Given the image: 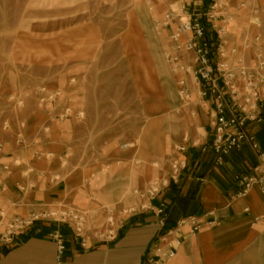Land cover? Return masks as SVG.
Here are the masks:
<instances>
[{"label":"rangeland","instance_id":"obj_1","mask_svg":"<svg viewBox=\"0 0 264 264\" xmlns=\"http://www.w3.org/2000/svg\"><path fill=\"white\" fill-rule=\"evenodd\" d=\"M173 1L0 0V154L15 153L16 165L75 169L87 192L99 190L107 175L126 171L124 158L137 153L147 136L163 155L175 129L158 124L149 135L144 125L171 119L175 112L163 113L166 104L181 106L164 57L167 31L155 29ZM251 17L264 20V0L240 11L233 31L239 34ZM40 87L60 95L40 106L33 94ZM25 94L21 108L9 100ZM65 105L82 116L59 120L56 115ZM172 119L182 126L181 119ZM185 133L189 141L198 139L184 129L171 134L176 144ZM59 157L65 160L62 166ZM63 201L90 219L101 217L106 206L97 203L99 195L91 200L101 205L97 209L83 207V199L79 204L65 196Z\"/></svg>","mask_w":264,"mask_h":264},{"label":"built area","instance_id":"obj_2","mask_svg":"<svg viewBox=\"0 0 264 264\" xmlns=\"http://www.w3.org/2000/svg\"><path fill=\"white\" fill-rule=\"evenodd\" d=\"M253 1L176 0L167 5L155 22L156 30L167 31L164 57L168 71L175 79L180 107L190 108L196 104L208 116V141H192L191 145L198 149L200 155L210 153L217 168L224 165L231 153L245 148L256 158V164L250 171L235 175L238 191L233 197L245 196L254 187L264 196V151L260 149L253 131V128L264 125V26L256 17H251L239 34L233 31L239 12ZM33 94L38 105L42 106L57 99L60 92L40 87ZM27 96L29 94L10 96L9 100L21 108ZM190 114L194 115V112ZM56 116L63 120L71 116L80 117L82 113H73L71 106L65 105ZM3 127H7V121ZM188 142V136L184 134L182 144L175 145L168 157V173L152 179L140 189H132L129 201L118 212L112 206L101 207L104 217L99 227L90 226V217L84 210L61 203L46 205L26 215L10 216L0 209V249L15 245L17 238L35 224L48 223L53 225L48 237L54 244V264H64L66 238L62 227L69 230L73 242L84 250L93 240L102 243L114 241L129 218L151 213L157 235L141 264H167L175 256L184 235L197 233L201 226L195 215H188L179 218L172 227H166L165 204H153L164 189L177 186L182 171L189 168L185 156ZM2 150L3 142L0 140V153ZM36 154L44 158L53 157L52 153ZM59 160L61 166L64 165L65 160L61 157ZM197 166L196 160L191 165L193 171ZM34 172L33 167L27 166L23 176L29 177ZM59 180L58 174L50 178L51 183ZM215 215L214 210L204 214L207 225H216ZM259 219L264 223V215Z\"/></svg>","mask_w":264,"mask_h":264},{"label":"crops","instance_id":"obj_3","mask_svg":"<svg viewBox=\"0 0 264 264\" xmlns=\"http://www.w3.org/2000/svg\"><path fill=\"white\" fill-rule=\"evenodd\" d=\"M256 19L264 26V20ZM173 107V104H166L163 113L175 112L172 118L181 119L182 126L175 125L172 118H161L144 125L149 135L156 131L158 124L168 123L175 129L167 136L163 155L155 146H150V136L145 137L139 151H131L124 158L128 169L107 175L105 183L95 192L82 190V180L77 177L75 169L49 170L37 163L16 165L14 160L18 157L15 153L10 157L0 154V209L10 216L26 215L46 205H66L65 196L73 203L80 204L83 199V207L97 209L101 205L91 200L99 195L101 201L97 203L112 206L118 212L129 201L132 189H140L151 179L168 173V157L175 145L182 144V141L176 144L171 134H182L185 129L192 135L197 134L199 143L208 141V116L204 111L196 104L190 108ZM192 111L194 115L190 114ZM253 131L264 151V125L253 128ZM192 141L188 142L185 154L189 168L182 171L179 184L164 189L153 201L154 205L165 204L166 227H172L179 218L188 215H195L201 221L200 230L193 235H184L175 256L167 264H264V223L259 219L264 215V196L254 187L245 196L233 197L238 191L234 177L250 171L256 164L254 154L247 148L231 153L224 165L217 168L213 165V156L210 153L200 155L191 145ZM196 160L198 166L193 171L191 165ZM144 162H148L150 168L140 169L139 164ZM27 166L33 167L35 172L24 177ZM53 174L60 175L61 180L51 183ZM210 210L216 214L214 226L207 225L204 218ZM102 213L101 217L90 219L91 227L102 225L104 210ZM51 228L53 225L48 223L35 224L17 238L15 245L2 246L0 264H54V244L48 237ZM62 232L66 238L64 264H141L156 238L157 227L151 213L137 215L127 220L114 241L93 240L84 250L73 242L66 227H62Z\"/></svg>","mask_w":264,"mask_h":264}]
</instances>
